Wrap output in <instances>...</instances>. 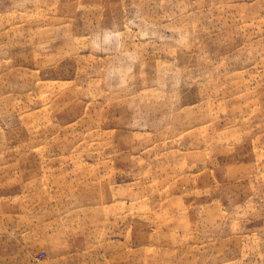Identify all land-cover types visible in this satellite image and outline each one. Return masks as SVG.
<instances>
[{"label": "rangeland", "instance_id": "obj_1", "mask_svg": "<svg viewBox=\"0 0 264 264\" xmlns=\"http://www.w3.org/2000/svg\"><path fill=\"white\" fill-rule=\"evenodd\" d=\"M0 264H264V0H0Z\"/></svg>", "mask_w": 264, "mask_h": 264}]
</instances>
